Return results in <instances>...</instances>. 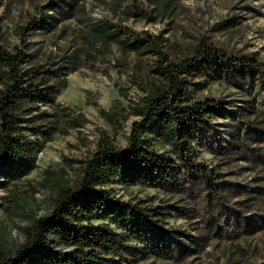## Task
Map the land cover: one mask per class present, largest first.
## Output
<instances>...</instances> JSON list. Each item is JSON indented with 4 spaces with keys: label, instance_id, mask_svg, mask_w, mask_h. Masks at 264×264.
Here are the masks:
<instances>
[{
    "label": "rangeland",
    "instance_id": "rangeland-1",
    "mask_svg": "<svg viewBox=\"0 0 264 264\" xmlns=\"http://www.w3.org/2000/svg\"><path fill=\"white\" fill-rule=\"evenodd\" d=\"M53 1L0 0L4 44H18L21 27L44 16L25 37L30 64L74 69L55 104L40 107L50 114L53 128L48 138L38 139L34 169L0 186V255L13 253L24 242L23 229L32 215L51 211L59 186L76 185L78 161L91 156L103 136L117 146L126 144L136 118L110 122L106 114L113 105L127 108L130 99L141 95L138 83L151 58L103 40L93 27L107 23L121 36L120 28L163 36L165 50L176 59L204 40L227 55L251 56L264 68V0H167V5L151 0ZM196 97L219 99L226 110L197 132L194 143L197 162L220 177L209 185L194 177L182 180L180 192L110 184L120 200L158 206L162 228L153 236L177 250L171 258L149 253L131 264H264V88L257 74H211ZM44 123L38 125L46 129ZM170 231L180 232L196 252H181L174 238L164 237Z\"/></svg>",
    "mask_w": 264,
    "mask_h": 264
},
{
    "label": "trees",
    "instance_id": "trees-1",
    "mask_svg": "<svg viewBox=\"0 0 264 264\" xmlns=\"http://www.w3.org/2000/svg\"><path fill=\"white\" fill-rule=\"evenodd\" d=\"M151 1L168 4L167 0ZM69 6L75 8L74 4ZM44 18L32 19L21 27L23 37L12 46L3 43L0 25L1 187L21 180L34 169L40 149L38 139L48 138V129L53 128L50 114L40 111V107L55 104L65 77L74 70L67 65L30 64L32 56L25 37ZM93 30L123 50L151 58L138 83L141 95L130 99L127 108L113 105L111 113H105L110 122L120 117L136 119L130 125L125 146H117L110 137L103 136L91 156L78 161L81 175L76 185L58 187L51 211L29 218L23 229L24 242L13 253L0 255V264H131L149 253L173 257L177 250L167 249L164 240L153 236L155 230L162 228L160 208L143 201L120 200L108 186L117 182L180 192L182 180L191 177L209 185L220 175L197 162L194 143L197 132L226 110L219 99L197 98L196 92L205 88L211 74L220 77L222 73L227 78L257 74L264 88L262 63L251 56L227 55L204 40L191 54L176 59L165 50L163 36L120 28L124 34L121 36L107 23ZM119 94L125 96L124 90L120 88ZM43 121L46 129L38 125ZM156 144L165 147V151L159 152ZM164 237L174 238L181 252H196L185 245L184 236L178 231H170Z\"/></svg>",
    "mask_w": 264,
    "mask_h": 264
}]
</instances>
